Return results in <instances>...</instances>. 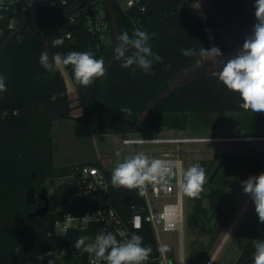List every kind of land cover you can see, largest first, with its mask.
<instances>
[{"label":"trees","instance_id":"1","mask_svg":"<svg viewBox=\"0 0 264 264\" xmlns=\"http://www.w3.org/2000/svg\"><path fill=\"white\" fill-rule=\"evenodd\" d=\"M30 1L33 7L24 10ZM94 2L11 0L0 3V75L5 77L7 87L6 92L0 93V264H92L87 253L76 252L72 256L76 239L97 231L117 233L116 228L101 225L64 235L50 233L53 221L64 212L84 213L96 207L82 195L75 197L77 168L85 163L99 167L102 164L85 161L55 165L53 122L74 118L73 105L64 72L62 69L46 72L39 64L42 52H47L51 59L56 53L91 50L96 58H104L106 75L87 88L74 82L71 66L63 70L75 88L77 106L81 109L79 118L89 122L92 116L100 121L105 117L113 131H138L146 125L154 131L164 126L183 128L181 116L186 113L210 112L219 118L226 112L262 116V112L242 109L239 94L227 90L214 74L192 78L164 93L174 77L192 68L199 59L183 56L180 49H208L203 20L194 6L185 4L184 0H149L146 9L141 10L137 6L121 7L112 0V19L108 11L104 15L108 19L110 42H103L100 31L90 30L87 24L86 14L93 16ZM105 6L103 3L101 7ZM137 28L156 33L150 43L152 51L163 61L154 63L152 74H144L135 66L122 68L121 62L114 58L119 35L125 30L131 35ZM67 33L70 37H66ZM55 36L64 39L62 46L52 47L51 39ZM167 65L171 68H166ZM124 108L130 112L120 111ZM103 170L109 182L111 204L125 222L133 204L146 212L144 197L136 190L113 188L112 170L105 167ZM65 177L71 179L70 186L56 195L55 201L49 202L48 210L42 216H29L36 203L26 201L25 191L32 187L37 199L41 191L48 195L49 184ZM217 184L210 186L206 194L207 208L201 203V194L194 199L186 217L188 225L199 227L209 223L208 216L223 193ZM228 214L221 206L212 217L215 235ZM129 229L142 236L145 245H151L153 251L147 264H159L158 243L151 224L144 222L139 229L131 226ZM258 239H264V230ZM252 240L246 243L233 264H253ZM71 243L73 247H69ZM63 248H69L68 252L61 254ZM202 255L198 250L191 251L187 263L199 264Z\"/></svg>","mask_w":264,"mask_h":264},{"label":"clouds","instance_id":"2","mask_svg":"<svg viewBox=\"0 0 264 264\" xmlns=\"http://www.w3.org/2000/svg\"><path fill=\"white\" fill-rule=\"evenodd\" d=\"M29 4L24 10L30 7ZM199 8V4L194 5ZM256 23L253 26L252 34L245 39L242 49L238 54L223 63L220 67L214 68V75L224 87L234 93H238L244 110L264 112V0H255ZM156 33L134 29L129 35L123 31L119 37V43L114 48V58L121 62L122 68H139L144 74H152L154 63H161L163 58L152 51L150 40ZM64 44V39L55 36L51 39L52 47H59ZM131 51V54H127ZM185 57L198 56L201 61H211L213 65H220L218 59L222 53L217 47L205 49H180ZM39 64L48 73H55L62 68L71 66L74 82L80 87L87 88L95 80L106 75L107 69L104 58H96L91 50L70 51L67 54H54L51 59L47 52H42L39 57ZM166 68L170 69L171 65ZM135 74V69H133ZM6 80L0 75V93L6 92ZM120 111L129 113L130 109L124 108ZM117 157L121 153H115ZM176 164L163 159L151 158L144 153H135L126 156L123 160L117 159L112 173L111 186L129 191L136 190L138 195L144 197L148 187L159 186L162 190L167 189L171 182L176 179ZM179 187L189 198H198L203 191L206 181L205 169L199 164L184 169H179ZM242 189L255 205V212L259 222L264 223V173L257 176H250L241 181ZM98 216L102 214L98 213ZM139 229V224L135 225ZM121 235V239L117 236ZM88 241L87 236H80L76 239L74 248L79 253H87L94 257L92 264H147L152 254L151 245L143 243V237L133 233L130 237H123V234L101 231L96 235L93 242ZM254 248L253 264H264V239L252 240ZM157 251L163 256L171 251L169 245L162 244Z\"/></svg>","mask_w":264,"mask_h":264},{"label":"rangeland","instance_id":"3","mask_svg":"<svg viewBox=\"0 0 264 264\" xmlns=\"http://www.w3.org/2000/svg\"><path fill=\"white\" fill-rule=\"evenodd\" d=\"M8 0H0L3 3ZM195 4H198L197 0H193ZM202 63V61H201ZM196 63L192 68L185 70L182 74L174 77L167 89H172L178 84L192 79V77L204 74L207 71L191 74V72L201 65ZM62 71H65L62 68ZM68 80V93L72 100L74 118L70 119H57L53 122L52 137L54 145V163L68 164L74 161H100L106 169L113 170V167L117 159L123 160L130 154L131 147L127 146L126 150L121 142L124 134L135 133L137 135L151 134L155 132L158 137L168 136H234L241 135L244 132L253 131L252 134L264 135V121L249 122L252 121L251 117L246 113L239 112H226L222 117H218L215 113L203 112L198 114L186 113L181 116L184 121L183 128H173L164 126L158 131H154L147 125L141 130L130 132L113 131L109 121L105 117L101 118V121L95 117H90V121L87 122L77 116L81 113V109L77 106L78 101L76 99V91L71 83L69 77ZM144 114L140 115L142 120ZM248 121V122H247ZM247 122V125L245 124ZM258 128V129H257ZM237 144V145H236ZM245 142L238 141H207V142H183L181 148L184 151L182 154V167L187 169L193 164L204 162L200 164L206 173V181L203 185V191L201 194V203L206 208L208 207V200L206 194L209 187L217 184L218 182L227 181V191L229 194L228 203L222 205V209L229 211L224 224L220 227L216 235L213 232L214 220L210 223L201 226H190L187 222V215L192 210V204L194 199L187 197L183 194V223L180 231L177 230H164L161 227L155 229V237L157 239L158 246L162 244L169 245L171 251L168 255L173 257L171 264H188L187 256L192 251L202 252L199 264H204L206 260H212L213 264H233L240 253V249L244 244L242 239L238 236L239 224L236 225L238 216V205H236V188L239 185L235 178L237 177L235 164L229 162L225 167L223 166L219 173L214 177L212 181H209V177L215 166H218L219 159L222 157L218 153L221 148H234L236 146L243 147ZM253 146L264 147L263 142H252ZM178 144H143L139 145L137 149L139 151H158V150H175ZM119 151L120 157H117L115 153ZM228 154V153H227ZM226 154V155H227ZM149 156V154H146ZM260 168H263L261 165ZM70 178L56 179L52 184H49L48 191L55 195H60L71 184Z\"/></svg>","mask_w":264,"mask_h":264},{"label":"built area","instance_id":"4","mask_svg":"<svg viewBox=\"0 0 264 264\" xmlns=\"http://www.w3.org/2000/svg\"><path fill=\"white\" fill-rule=\"evenodd\" d=\"M121 7L137 6L141 10H145L149 0H116ZM106 3L105 7H101ZM185 4H190V0H184ZM32 4L33 2L28 3ZM94 9L93 16L87 12V24L92 31H100L103 42H110L108 35V19L104 18L106 12H109L110 20L112 19V0H96L92 4ZM66 37H70L67 33ZM250 136H168L158 137L155 132L145 135H137L135 133H127L123 136L121 142L126 150L127 146L131 147V154L144 153L149 154L151 158L163 159L176 164L177 177L171 182L167 189H161L159 186H149L147 194L144 196L146 204V212H143L139 205H132V212L127 222H125L112 206L109 198V182L106 179L103 166L99 167L95 164L85 163L77 168L78 179L76 180V188L78 191L76 195H82L86 200L94 202L96 207L84 213L64 212L60 217H57L52 224L50 233L52 235H64L68 231L88 229L94 225H101L103 228H116L123 237H130L133 232L129 229H137L135 225L139 224L142 227L144 222L151 224L153 232L158 227L164 230L180 231L183 223V192L179 187L180 176L179 169L182 167L183 150L180 147L183 142H207V141H221L223 139H238L249 138ZM264 137V136H263ZM178 144L175 150H158L152 152L139 151L137 147L143 144ZM102 214L98 216L97 214ZM87 236L88 241L93 242L96 235ZM155 235V233H154ZM121 239V235L118 234ZM157 240V239H156ZM69 247H73L71 243ZM159 247V246H158ZM69 248H63L61 254L67 253ZM71 251L72 256L79 252L77 249ZM89 262L92 263L94 257L88 254ZM159 264H171L168 253L166 255L157 256ZM204 264H213L212 260H206Z\"/></svg>","mask_w":264,"mask_h":264},{"label":"flooded vegetation","instance_id":"5","mask_svg":"<svg viewBox=\"0 0 264 264\" xmlns=\"http://www.w3.org/2000/svg\"><path fill=\"white\" fill-rule=\"evenodd\" d=\"M197 2L199 4V8H194L203 20L204 32L208 42V49L217 47L222 55L218 58L221 61L220 65H213L211 61H202L201 65L195 68L191 74L200 73L203 71L207 72L196 75L192 78L201 75L214 74L213 67H220L223 63H226L228 60L234 58L238 54L239 50L242 49L245 39L252 34L253 26L257 22L255 18V0H197ZM190 4L192 6L196 5L193 0H190ZM251 120L252 121H249L250 123L260 121L258 123L260 125L261 122L264 121V112H262V116L260 118L253 116L251 117ZM247 122L245 124H247ZM252 132L253 131H243V134L241 135H234L240 137L250 136L249 138L221 140V142L238 141L245 142V144L243 147L236 146L234 148H221L218 150V153L223 155H221L222 157H220L218 161L219 168L215 174L216 176L221 168L223 166L225 167L229 162H233V165L235 164V169L237 170V177L235 180L239 184L236 188L235 206L238 205L236 225H238V222L241 221L238 226V236L244 243L240 249V253L247 242L251 241L252 239L257 240L260 237L261 232L264 230V223L259 222L258 216L255 212L254 203L252 202L251 198L243 192L241 185V181L248 179L250 176H257L261 173H264V147H262V145L253 146L252 144V142H263L264 135L252 134ZM222 137L227 136L222 135ZM261 165L263 168H260ZM227 184V181L222 183L218 182L217 184L223 189L222 194H225L220 207L224 203H228L230 198L227 191ZM47 197L49 202L56 200V195L54 193L49 192ZM42 202V199H39L37 194V199L35 200L36 207L41 205ZM211 220L212 218L208 220V222L210 223Z\"/></svg>","mask_w":264,"mask_h":264},{"label":"water","instance_id":"6","mask_svg":"<svg viewBox=\"0 0 264 264\" xmlns=\"http://www.w3.org/2000/svg\"><path fill=\"white\" fill-rule=\"evenodd\" d=\"M218 168H219V165L215 167V169L213 170L212 174L209 177V180H212L214 178L215 174L217 173ZM38 197H39V199H42L43 202L41 205L37 206L32 212H30L29 216H32V215L42 216L48 210L49 200H48V197H47L45 191H41L39 193ZM75 197H78V195H76ZM224 197H225V194H222L221 197L218 199V201L216 202L215 206L213 207V209H212V211L208 217V220H210L214 216V214L216 213V211L220 207ZM25 199L29 203L35 202L36 193L32 187L28 188L25 191ZM58 211H61V208H58Z\"/></svg>","mask_w":264,"mask_h":264},{"label":"crops","instance_id":"7","mask_svg":"<svg viewBox=\"0 0 264 264\" xmlns=\"http://www.w3.org/2000/svg\"><path fill=\"white\" fill-rule=\"evenodd\" d=\"M9 1H11V0H8V1H5V2H3V3H6V2H9ZM64 75H65V79H66V84H67V88H68V80H67V78H66V73H64ZM68 76V75H67ZM77 116L78 117H80L81 116V113H79V114H77ZM90 121V120H89ZM124 136H125V134H124ZM130 154H131V151L129 152ZM55 160V159H54ZM85 161H88V160H84V161H79V162H85ZM73 163H78V161H74V162H70V163H68V164H63V163H57L58 165H56V166H63V165H71V164H73ZM102 164V163H101ZM102 166L104 167V165L102 164Z\"/></svg>","mask_w":264,"mask_h":264},{"label":"bare ground","instance_id":"8","mask_svg":"<svg viewBox=\"0 0 264 264\" xmlns=\"http://www.w3.org/2000/svg\"><path fill=\"white\" fill-rule=\"evenodd\" d=\"M242 139V138H241ZM256 139H258V138H256ZM262 139V138H261ZM264 139V138H263ZM234 140H236V139H234ZM248 140V139H247Z\"/></svg>","mask_w":264,"mask_h":264}]
</instances>
